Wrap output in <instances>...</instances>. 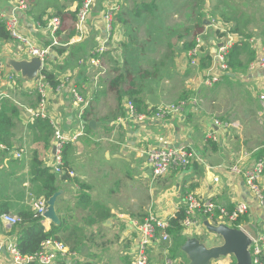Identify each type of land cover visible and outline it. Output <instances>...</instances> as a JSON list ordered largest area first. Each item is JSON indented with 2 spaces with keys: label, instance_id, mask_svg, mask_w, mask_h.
<instances>
[{
  "label": "crops",
  "instance_id": "0c3cea01",
  "mask_svg": "<svg viewBox=\"0 0 264 264\" xmlns=\"http://www.w3.org/2000/svg\"><path fill=\"white\" fill-rule=\"evenodd\" d=\"M20 1L28 4L29 11L33 10L34 0H0V17H16L18 31L39 46L51 42L49 23L46 21L51 13L48 5L62 3L72 11L78 7L75 0H40L34 12H29L20 7ZM143 1L97 0L83 26L82 37L76 35L70 38L68 33L62 35L61 43L67 48L62 51L54 49L44 68L59 81L56 88L48 87L45 97L46 109L51 117L49 120L55 128L54 135L47 142L30 128L40 111L41 96L36 90L39 76L29 81L6 64L7 58L30 59L28 50L15 38L0 39V93H9L10 100L19 110L15 117L8 114L15 125L7 129V144L0 143L3 145L0 146V208L8 210L7 214L18 216L24 210L34 211L35 202L45 199L40 189L41 183L35 181L32 174L35 157L42 162V166L57 174L56 186L62 193L57 199L56 210L60 219L67 221V229L60 235L68 251L59 256L56 264H116V258L123 264H131L139 242L135 224L149 214L146 202L135 203L134 199L145 201L146 194L148 199L152 197L156 215L165 219H170L182 206L187 205V196L193 194L214 199L229 209L237 202L244 201L248 207L247 214L243 216L246 228L256 232L264 224V207L246 185L243 175L229 170L239 158L244 168L264 158V129L258 127L254 120L247 124L241 112L242 116L238 117L242 124L235 131L224 132L214 123L217 118L230 121V117L236 113V106L241 103L240 109L244 108V112L250 115L260 112L264 68H251L250 64L257 59V50L251 40L257 39L259 44H263L262 36L253 35L248 39L255 58L244 74L236 77L232 73L231 80L222 74L220 81L208 88L202 85L200 76L221 74V71L215 59L204 70L200 69V61L205 51L211 52L214 57L216 48L224 40L213 35L215 28L211 20L225 25L220 17L218 21L213 17L215 0L212 3L203 0L201 9H196L201 10L205 21V29L199 35L203 42L196 58L191 57V50L184 49L185 36L180 37L184 34L183 27L190 26L194 19L193 4L188 0H155L151 14L138 16L136 12ZM114 5L122 7L125 20L116 24L112 21L109 25L104 15L107 7ZM46 7V14L38 19ZM232 36L235 44L240 37L236 34ZM102 43L106 50L100 57L99 68L92 64V59L99 56L95 50ZM192 60L198 63L193 64ZM144 68L158 73L156 78L146 80L143 87L141 98L148 109L153 106L149 102V95L156 96L161 101L160 106L199 96L203 100L202 108L194 111L187 107L183 112L174 111L164 118L146 114L143 121L129 118L128 99L123 98V104L119 105L118 98L108 92V82L117 72L129 70L138 74ZM239 78L245 85L234 100L235 112L228 110L223 114V105L227 106L228 102V89L236 86ZM73 89L80 91L90 101L92 111L89 121L98 122L96 129L79 117L73 102ZM246 91L250 92L243 97ZM18 92L21 98L35 95V100L30 98L21 103L14 97ZM80 122L84 125L83 133L67 143L72 146L68 162V170L72 173L63 176L65 173L58 174L54 170L56 131L71 138L80 131ZM86 126L90 127L92 133L87 132ZM210 131L220 136L218 150H214L207 139ZM180 147L194 152L191 163L185 168L172 170L167 177L155 179L148 163L149 151ZM17 153L21 156H16ZM248 153H252L249 158L245 157ZM64 164L63 160V167ZM135 176L138 180L133 181ZM215 178L219 181L216 182ZM79 183L89 188L83 190ZM260 184L264 190V174ZM85 195L86 201L83 200ZM2 216L0 244L7 246L17 243V233L9 235L13 226ZM198 223L184 228L182 236L186 239L199 237L203 241L202 237L208 235L207 230L203 223ZM43 224L50 229L53 223L45 218ZM108 232L114 237L104 239ZM214 236L209 234L206 240L215 241ZM165 244H152L148 248L151 258L148 264H167L168 259H173L175 264H184L180 258L181 252L173 256L172 246L166 247ZM0 264H11L8 252L0 253ZM212 264H222V260H213Z\"/></svg>",
  "mask_w": 264,
  "mask_h": 264
},
{
  "label": "built area",
  "instance_id": "2783aa9c",
  "mask_svg": "<svg viewBox=\"0 0 264 264\" xmlns=\"http://www.w3.org/2000/svg\"><path fill=\"white\" fill-rule=\"evenodd\" d=\"M96 0H82V4L77 13L78 16V30L83 34V26L87 21V18L92 11ZM20 7L24 10H28V4L24 1H20ZM108 10L105 11V19L110 24L113 21V15L115 11L119 10V5H114L111 8L107 7ZM0 19L5 21L6 28L11 34V36L23 44V48H27L28 55L30 57H38L43 66L48 55L51 52L50 47H39L37 46L32 39L29 37L23 36L18 31V19L16 17H8L7 15H1ZM48 29L51 32V35L57 32L61 26V19L58 16L52 17L48 21ZM216 27L223 29L224 25L215 22ZM226 31V29H223ZM202 37L198 36L197 46L195 49L191 50L189 53L192 58H196L199 53V47L202 45ZM254 47L257 50V59L255 62L250 64L251 68L259 66L264 68V43L259 44L257 39L251 40ZM58 42L56 39L53 40L52 46L57 45ZM234 45V40L232 34H227V37H224L221 46L216 48V54L214 56L215 63L219 67L221 74H202L200 78L202 79V85L208 88L214 87V85L220 81L221 75L228 72L229 65L227 62V56L229 50ZM106 47L102 43L99 49L95 54L102 55ZM93 58L92 61L97 66L100 65L101 59ZM193 64H197L198 61L192 60ZM2 72V65L0 64V74ZM50 84L48 83L44 74L40 73L39 78L36 80V90L41 96V101L39 103V114L42 117L51 118L49 111L46 109V93ZM73 102L77 106L79 117L82 118L86 109L90 106V101L85 97L80 91L73 89L72 90ZM4 99H11L9 93H0V101ZM262 103V109L258 114L264 115V93L259 97ZM203 100L199 96H194L188 99H183L177 104H167L163 106H158V110L154 114L156 117L164 118L174 111L183 112L185 108L190 107L194 111H199L202 108ZM127 108L129 113V118L136 121H143L146 118L145 113H138L135 107V104L131 101H127ZM215 125L218 129H222L224 132H227L231 129H238L241 125L240 121H223L219 118L215 119ZM81 129L78 133H74L71 138L61 134L59 131H56V167L54 168L55 172L65 173L63 167V158L62 150L64 145L69 141L75 140L80 134L83 133L84 125L82 122ZM207 139L209 141L220 142V136L217 132L210 131L207 133ZM3 147L2 144H0ZM252 153H248L245 157L249 158ZM16 156L20 157L21 154L17 153ZM148 163L152 169L155 179L167 177L172 170L185 168L191 163V159L194 156V152L191 149L180 147V148H154L149 151L147 154ZM231 172L236 174H241L245 178V183L255 195L257 201L261 206L264 207V190L261 187L260 179L264 174V158L255 160L251 167L244 168L242 165L241 158L237 159L236 164L233 165L230 169ZM68 173H72L68 171ZM215 181H219L218 178H215ZM186 213L187 216L183 221V226L188 228L195 224L196 222L203 223V217H207L208 220L214 224H226L231 227L241 229L244 231L250 238L249 251L251 253V258L253 264H264V224L256 232H249L246 229L243 216L247 214L248 207L244 201L237 202L232 209H229L227 206L215 201L214 199L202 198L189 194L186 199ZM34 212L42 216L45 219V212L47 210V201L46 199H39L34 204ZM9 225H16L20 218L18 216H12L10 214L4 213L2 216ZM137 233L139 235L138 248L135 255L132 257L131 264H148V248L152 244H161L170 239V234L168 229L170 227V219H165L163 217H158L153 213H149L145 219L141 222L135 224ZM7 252L11 257V264H27L28 261L34 260L39 264H56L58 262L59 256H63L67 253V248L65 244L61 241L54 239H47L42 243V249L37 253L35 257L27 258L21 256L17 248V243H9L7 246ZM167 264H175L173 259H168ZM177 264V263H176Z\"/></svg>",
  "mask_w": 264,
  "mask_h": 264
},
{
  "label": "trees",
  "instance_id": "16d2710c",
  "mask_svg": "<svg viewBox=\"0 0 264 264\" xmlns=\"http://www.w3.org/2000/svg\"><path fill=\"white\" fill-rule=\"evenodd\" d=\"M40 0L33 1V10L29 12H34L39 5ZM78 3L76 10L67 9L68 6H65L62 3L50 4L51 13L46 21H49L52 17L58 16L61 19V26L56 32V38L59 42H62V35L68 33L69 37H75L77 35V22L78 16L77 13L82 4V0H75ZM189 3L193 4L194 7V19L190 26L185 25L183 27V35H180L183 39V47L185 50H193L197 46V38L205 29V21L203 19V14L200 11H197V8L201 9L203 0H188ZM261 2L253 0H215L213 7V17H220V20L226 25V31L223 29L215 28L213 30V35L221 39L227 37V34H236L240 37L239 40L235 42L232 48L229 50L227 56V62L229 69L227 73L223 74V77L227 79H232L230 73L244 74L249 63L255 58L254 51L250 48L248 39L253 35H261L264 37V0ZM243 4L247 8H244ZM263 4V6H262ZM255 5V9L252 12H249V6ZM48 7V8H49ZM121 8V9H120ZM119 10L115 11L113 15V24L125 20L124 12L122 7ZM155 8V0H144L141 8L136 12L138 16L143 14H151ZM215 9V12H214ZM47 7L44 11L41 12L38 19H42V16L46 14ZM0 39L8 40L10 39L9 31L6 28V23L2 19L0 20ZM58 51L62 49L56 47ZM214 63V57L211 52L205 51L200 61V69L204 70L208 65ZM239 72V73H238ZM42 74L45 75L48 83L53 88H56L59 84L56 76L48 72L46 69L42 70ZM158 75L157 72L151 71L148 68L141 69L138 74L133 73L129 70H124L123 72H117L108 82V92L112 93L118 98L119 105L123 104V98L131 100L137 109L138 113H145L147 115H154L158 110V106H152L148 109L147 105L143 102L141 95L143 93V87L145 81L151 78H156ZM234 79V78H233ZM185 99V98H184ZM40 97H38V101ZM37 101V102H38ZM92 111V105L86 109L82 118L86 121H89ZM18 107L10 99H4L0 101V143H6V133L8 127L15 125L13 119L10 117H15L18 115ZM105 119H108L106 117ZM30 128L36 132L38 135H41V139L45 142L49 140L51 136L55 133V128L49 118L42 117L39 115L35 118L33 124ZM87 132L92 133L90 127L86 126ZM212 144L214 150H218L219 143L215 141H209ZM72 149V146L69 144L64 145L63 149V160H64V170L65 175L68 176V162H69V152ZM70 168V167H69ZM197 166L195 165V169ZM32 174L35 181L41 183V192L43 197L48 200L55 192L58 191L56 182L57 174L52 173L48 167L42 166V162L35 157L32 165ZM81 189L87 190L89 187L86 184L79 183ZM87 196L83 197V200L86 201ZM8 210L5 208H0V217L2 214L7 213ZM186 206H182L173 217L170 218V227L168 232L173 238L175 249L172 251V255L175 256V253L181 251V246L187 240L182 236V231L184 229L183 221L186 218ZM18 217L20 218L19 222L16 225H13L10 230L9 235L17 233V248L19 253L23 257L32 258L37 255L38 252L42 249V243L47 239H54L57 241L63 242V237L60 235L61 232H64L67 229V221L61 218L60 225H53L50 229H46L43 224L42 216L38 215L36 212L31 210H24L19 212ZM64 243V242H63ZM235 260V259H234ZM27 264H39L37 261H28ZM59 264H65L60 262Z\"/></svg>",
  "mask_w": 264,
  "mask_h": 264
},
{
  "label": "water",
  "instance_id": "95a60500",
  "mask_svg": "<svg viewBox=\"0 0 264 264\" xmlns=\"http://www.w3.org/2000/svg\"><path fill=\"white\" fill-rule=\"evenodd\" d=\"M59 48L65 49L67 46L60 45ZM6 64L14 71L21 73L29 81L37 79L42 68L41 60L36 57L30 60L7 58ZM230 75L233 74L230 73ZM148 99L153 106L161 105V101L154 95H149ZM83 122L93 129H96L98 124L95 120ZM53 151H56V146H54ZM61 193L62 191H57L47 200L48 206L44 215L54 225L61 224V219L56 210V202ZM203 226L209 234L218 236L223 242L217 246H207L199 237L188 238L181 246V251L188 257V264H211L213 260L230 255L235 258L234 264H253L249 251L251 241L244 231L226 224L214 225L207 217H203ZM0 253H7L6 245L0 244Z\"/></svg>",
  "mask_w": 264,
  "mask_h": 264
},
{
  "label": "rangeland",
  "instance_id": "374dc122",
  "mask_svg": "<svg viewBox=\"0 0 264 264\" xmlns=\"http://www.w3.org/2000/svg\"><path fill=\"white\" fill-rule=\"evenodd\" d=\"M97 1V0H96ZM99 1V0H98ZM212 1L213 0H210V3H212ZM253 1H257V2H261L260 0H253ZM243 6H244V8H247L246 6H245V4H243ZM262 6H263V4H262ZM214 7V6H213ZM255 5H251V6H249V9H248V11L249 12H252L254 9H255ZM214 12H215V9H214ZM264 12V11H263ZM215 20H217L218 21V17H216L215 18ZM77 24H78V22H77ZM211 25H213V27L214 28H217L216 27V23L213 21V20H211ZM19 26V25H18ZM224 28L226 29V25H224ZM58 31V30H57ZM51 33V32H50ZM10 34V33H9ZM82 35L83 34H81L80 32H79V30L77 29V36L78 37H82ZM24 36V35H23ZM261 36V35H260ZM10 38H13L12 36H11V34H10ZM262 38H263V40H264V37L262 36ZM14 39V38H13ZM31 39V38H30ZM54 39H56L57 40V42H58V44L57 45H54V46H52L51 44H52V42H53V40ZM50 41L51 42H49L48 44H46V45H44V46H39V45H37L34 41V43L37 45V46H39V47H50V49H51V52L54 50V49H56V47L58 46V48H59V46L60 45H64L63 43H61V42H59L58 41V39L56 38V33L54 34V36H52L51 35V39H50ZM76 51V50H75ZM50 52V53H51ZM74 54H76L75 52H73V55ZM50 55V54H49ZM48 55V56H49ZM75 56H77V54L75 55ZM99 57H101V55L99 56ZM29 58L31 59V58H34V57H30L29 56ZM36 58H38V57H36ZM48 58V57H47ZM30 59H28V60H30ZM47 60V59H46ZM46 62V61H45ZM45 62H44V66H43V64H42V68H41V70H40V73H42V70L45 68ZM93 65H95V66H97L96 64H94V63H92ZM78 65V64H77ZM97 67H99L100 68V65L99 66H97ZM111 69V67H110V65H109V70ZM81 71H83V73H85V71L83 70V69H81ZM39 73V74H40ZM107 74V73H106ZM102 80V79H101ZM100 80V81H101ZM238 81H237V85L236 86H234L233 88H230V89H228V93H227V99L226 100H228V102L226 103L227 104V106L226 105H223V108H224V110H223V114L224 113H226L228 110H232L233 112H235V107H234V100L236 99V97H237V94H240L241 93V90H243V86L245 85V83H242L241 81V79L239 78V79H237ZM101 82H103V81H101ZM100 82V83H101ZM249 92L250 91H246V93L243 95V97H245L247 94H249ZM14 97H15V99H19V102H21V103H23V101L24 100H29L30 98H34V100H35V95L34 96H29V97H27V98H21V95H20V92H18V93H15V95H14ZM23 100V101H22ZM37 100V99H36ZM256 100H258L257 99V96H256ZM242 104V103H241ZM240 104V105H241ZM240 105H237L236 106V113L234 114V115H232V117H230V121H239V117L238 116H242V115H240V113L239 112H241L242 114H243V117L244 118H246V120H247V124L248 123H250V122H253V120L254 121H256V123L258 124L257 126L258 127H260L261 129L263 128L264 129V115H261V114H258L259 112H254L252 115H250L249 113H247V112H244V108H241L240 109ZM253 105V104H252ZM262 109V107L260 108V110ZM240 110V111H239ZM237 113H238V115H237ZM241 124H242V122H241ZM231 130H233V131H235V130H237V129H231ZM138 177L137 176H135L134 178H133V181H136V180H138L137 179ZM148 185H150V184H148ZM164 188H162V190H163ZM138 199H140V198H138ZM138 199H134V202L135 203H145L146 202V206L147 207H149V209H148V211H149V213L151 212V213H153V214H155L156 215V212H155V206H154V204L152 203V197L151 196H149V199L147 198V194H146V199H145V201H142L141 199L140 200H138ZM47 201V200H46ZM151 202V203H150ZM150 204V205H149ZM48 206V205H47ZM146 212H147V210L146 211H144V213H143V215H145L146 214ZM148 215V214H147ZM146 215V216H147ZM145 216V217H146ZM244 220V219H243ZM185 228V227H184ZM247 229V231H249V232H253L252 231V229H249V228H246ZM170 234V233H169ZM206 234H208V235H205L204 237H202V239H203V241H204V243L207 245V246H217V245H219L220 243H222L223 241L221 240V238H219L218 236H214V237H216V240L215 241H208V240H206L207 238H208V236H209V233L207 232ZM114 237V235H112L111 234V232H108L107 233V237L106 238H104V239H111V238H113ZM190 238H193L192 236L190 237ZM100 239H103V238H100ZM164 243H166L165 244V246L167 247V246H172V249H175V244H174V241H173V238H172V236L170 235V239L168 240V241H165ZM180 258L183 260V262H184V264H188L189 263V261H188V257H187V255L186 254H183L182 252L180 253ZM219 259H221L222 260V264H234L235 263V258H234V256L233 255H230V256H225V257H222V258H219ZM120 260V259H119ZM117 258L114 260L115 262H116V264H123V262L120 260L119 261ZM150 260H151V258H150V256L148 255V257H147V263H149L150 262ZM213 263V261L211 262V264Z\"/></svg>",
  "mask_w": 264,
  "mask_h": 264
}]
</instances>
